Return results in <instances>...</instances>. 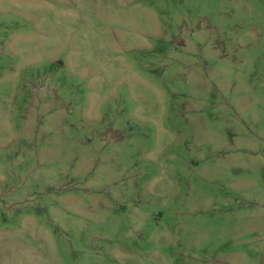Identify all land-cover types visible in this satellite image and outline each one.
I'll return each instance as SVG.
<instances>
[{
	"label": "rangeland",
	"instance_id": "obj_1",
	"mask_svg": "<svg viewBox=\"0 0 264 264\" xmlns=\"http://www.w3.org/2000/svg\"><path fill=\"white\" fill-rule=\"evenodd\" d=\"M0 264H264V0H0Z\"/></svg>",
	"mask_w": 264,
	"mask_h": 264
}]
</instances>
